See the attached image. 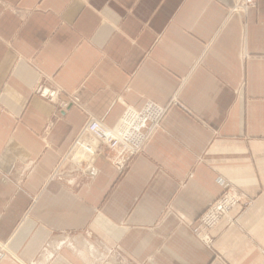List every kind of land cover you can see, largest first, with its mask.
<instances>
[{
  "label": "crops",
  "instance_id": "0c3cea01",
  "mask_svg": "<svg viewBox=\"0 0 264 264\" xmlns=\"http://www.w3.org/2000/svg\"><path fill=\"white\" fill-rule=\"evenodd\" d=\"M148 102L167 112L125 169L76 159L90 119ZM226 187L251 204L206 247L190 225ZM0 244V264H264V0H0Z\"/></svg>",
  "mask_w": 264,
  "mask_h": 264
},
{
  "label": "built area",
  "instance_id": "2783aa9c",
  "mask_svg": "<svg viewBox=\"0 0 264 264\" xmlns=\"http://www.w3.org/2000/svg\"><path fill=\"white\" fill-rule=\"evenodd\" d=\"M245 7H255L256 0H243ZM35 94L49 101L58 99V91L39 85ZM66 108V104H61ZM167 108L148 102L140 111L128 110L119 120L118 129L108 128L96 119H90L76 141L73 150L78 161H91L97 152V146L105 145L118 152L117 165L125 169L139 156L154 131L160 126ZM251 204L243 193L226 187L222 195L210 203L204 212L191 223L192 233L205 245L210 246V231L219 223H232L231 211L237 207L246 208ZM7 255V247L0 244V261Z\"/></svg>",
  "mask_w": 264,
  "mask_h": 264
},
{
  "label": "rangeland",
  "instance_id": "374dc122",
  "mask_svg": "<svg viewBox=\"0 0 264 264\" xmlns=\"http://www.w3.org/2000/svg\"><path fill=\"white\" fill-rule=\"evenodd\" d=\"M230 217H231V215H230ZM231 219H232V218H231ZM234 221H235V220L232 219V223H234ZM223 222H225V221H223ZM226 223H227V222H226ZM232 223H228V224H232ZM219 224H220V223H219ZM219 224H218V225H219ZM218 225H217V226H218ZM214 228H215V227H214ZM214 228H213V229H214ZM213 229H212V230H213ZM212 230H211V231H212ZM211 231H210V234H209L210 236H211ZM195 237H196V236H195ZM196 238H197L198 240H200L198 237H196ZM211 239H212V243H213V238H212V236H211ZM200 241H201V240H200ZM201 242H202V241H201ZM202 243H203V242H202ZM212 243H211L210 246H207V245H205V246H206V247H211V246H212ZM203 244H205V243H203Z\"/></svg>",
  "mask_w": 264,
  "mask_h": 264
}]
</instances>
